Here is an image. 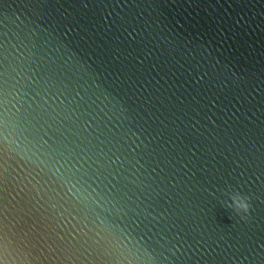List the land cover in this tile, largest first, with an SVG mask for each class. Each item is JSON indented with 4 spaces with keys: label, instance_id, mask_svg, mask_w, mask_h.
<instances>
[{
    "label": "water",
    "instance_id": "95a60500",
    "mask_svg": "<svg viewBox=\"0 0 264 264\" xmlns=\"http://www.w3.org/2000/svg\"><path fill=\"white\" fill-rule=\"evenodd\" d=\"M0 264H264V0H0Z\"/></svg>",
    "mask_w": 264,
    "mask_h": 264
},
{
    "label": "clouds",
    "instance_id": "9594fccd",
    "mask_svg": "<svg viewBox=\"0 0 264 264\" xmlns=\"http://www.w3.org/2000/svg\"><path fill=\"white\" fill-rule=\"evenodd\" d=\"M238 205H239V207L244 208L245 210H247V208H248V205L243 203V202H238Z\"/></svg>",
    "mask_w": 264,
    "mask_h": 264
}]
</instances>
